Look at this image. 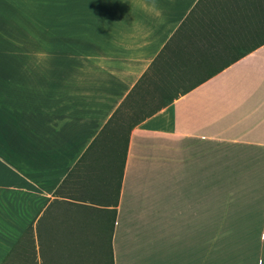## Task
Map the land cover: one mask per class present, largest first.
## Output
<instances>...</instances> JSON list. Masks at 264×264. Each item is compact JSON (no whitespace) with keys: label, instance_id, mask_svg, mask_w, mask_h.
Masks as SVG:
<instances>
[{"label":"crops","instance_id":"1","mask_svg":"<svg viewBox=\"0 0 264 264\" xmlns=\"http://www.w3.org/2000/svg\"><path fill=\"white\" fill-rule=\"evenodd\" d=\"M187 45L230 64L136 124L120 170L104 125ZM263 201L264 0H0V264H264Z\"/></svg>","mask_w":264,"mask_h":264},{"label":"trees","instance_id":"2","mask_svg":"<svg viewBox=\"0 0 264 264\" xmlns=\"http://www.w3.org/2000/svg\"><path fill=\"white\" fill-rule=\"evenodd\" d=\"M190 46H175L167 48L168 52H164L162 49L155 59L152 61L148 69L135 83L132 89L128 92L125 98L121 101L118 107L111 114L108 122L103 128L110 125L109 130V155L108 158L113 162L114 158L120 154L121 164L120 170H122L124 163V156L126 147L129 141V135L131 129L138 124L141 120L150 116L163 106L167 105L175 98H177L181 92H186L189 89L196 86L198 83L204 81L208 76L221 70L224 66L230 64L229 62H215L209 60H197L190 53ZM205 73L206 76H197V74ZM153 84L157 91V105L150 106L144 101L138 103L133 108L134 119L129 125L122 126L120 117L128 111L129 107L133 106L134 98L139 95L145 88V84ZM185 86L181 89H172L173 86ZM147 106V107H145ZM127 113V112H126ZM118 120L120 124L118 123ZM119 142L122 145L119 148ZM110 264H113L112 256L110 255Z\"/></svg>","mask_w":264,"mask_h":264},{"label":"rangeland","instance_id":"3","mask_svg":"<svg viewBox=\"0 0 264 264\" xmlns=\"http://www.w3.org/2000/svg\"><path fill=\"white\" fill-rule=\"evenodd\" d=\"M51 47H48V49H50ZM145 89L142 90V92L139 93V95H137L135 98H134V101H133V106L132 107H129L128 111L125 112V114H123L121 117H120V121H121V124L118 120V123L120 125H124L127 127V125H129L131 123V121H133L134 119V114H133V108L138 104V103H142L143 101L146 103V104H149L150 106H155L157 105L158 101L157 99H155V97L157 96V91L155 90V87L153 84H150V83H147L145 84ZM181 88H185V86H173L172 89H181ZM147 107V106H145ZM123 126V127H124ZM231 202V201H230ZM229 201H224V204L226 203H230ZM237 204L234 205L233 207V212H260L259 208L256 206H254V202L255 201H236ZM248 203H252V206ZM263 204H264V201H263ZM250 205V206H249ZM249 208L251 210H249ZM260 208L264 209V207L260 206ZM231 211V210H230ZM224 213L227 212L226 208L224 207ZM264 213V212H263ZM104 257V261H103V264H110L109 263V255L107 253H105V255H103Z\"/></svg>","mask_w":264,"mask_h":264}]
</instances>
